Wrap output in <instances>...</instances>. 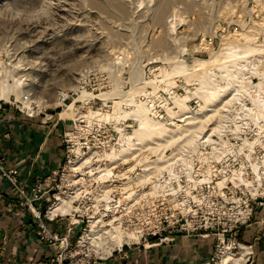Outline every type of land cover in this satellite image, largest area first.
<instances>
[{"label": "rangeland", "instance_id": "374dc122", "mask_svg": "<svg viewBox=\"0 0 264 264\" xmlns=\"http://www.w3.org/2000/svg\"><path fill=\"white\" fill-rule=\"evenodd\" d=\"M0 100L60 126L75 259L264 224V0H0Z\"/></svg>", "mask_w": 264, "mask_h": 264}, {"label": "crops", "instance_id": "0c3cea01", "mask_svg": "<svg viewBox=\"0 0 264 264\" xmlns=\"http://www.w3.org/2000/svg\"><path fill=\"white\" fill-rule=\"evenodd\" d=\"M64 154L59 124L56 126V123L46 122L44 118L28 116L15 106L0 107V156L4 158L6 167L17 168L18 184L25 190L36 179L52 176L64 159ZM48 199V196L44 198L42 206L49 202ZM62 219L46 221L33 217L26 207L20 205L15 189L2 179L0 264H37L51 259L58 251V244H47L42 239L39 222L46 223L52 232L64 234L67 224ZM238 237L239 242L251 247L250 250L240 245L247 252L242 264H264V224H244ZM216 245L214 235L176 233L168 241L159 243L151 240L125 248V258L116 253L94 264H208Z\"/></svg>", "mask_w": 264, "mask_h": 264}, {"label": "built area", "instance_id": "2783aa9c", "mask_svg": "<svg viewBox=\"0 0 264 264\" xmlns=\"http://www.w3.org/2000/svg\"><path fill=\"white\" fill-rule=\"evenodd\" d=\"M21 102L29 100V94L24 93L20 95ZM1 101V100H0ZM1 103V102H0ZM31 104V102L29 103ZM22 105H15V108L22 113L30 116L26 110L20 108ZM58 169L54 171L53 175L50 177L38 178L36 179L28 190H25L21 185L18 184V170L15 167H6L4 163V158L0 156V181L5 179L16 191L19 198V203L21 206L26 207L33 217L41 220L44 218L46 221H53L54 219L61 218L62 215H55L53 217H48L47 212L52 204L57 201L55 190L57 185L54 184L55 176L57 175ZM48 196L51 199L49 204L42 206L44 198ZM45 210V212H43ZM71 224H74L71 222ZM40 231L42 239L47 244H52L56 242L58 244V251L53 255V257L47 261H39L37 264H94L96 261L101 260L100 257L94 256V259H75L73 258L75 252H71V243L69 242L68 228L64 234H58L57 232H52L46 223L39 222ZM81 238V237H80ZM166 238L159 240V243L168 241ZM79 243V240L77 241ZM77 245L75 244V247ZM250 248V246H248ZM118 253L121 254L123 258L127 257L125 249H119ZM2 254V249L0 248V255ZM76 254V253H75ZM105 259V258H103Z\"/></svg>", "mask_w": 264, "mask_h": 264}, {"label": "bare ground", "instance_id": "6f19581e", "mask_svg": "<svg viewBox=\"0 0 264 264\" xmlns=\"http://www.w3.org/2000/svg\"><path fill=\"white\" fill-rule=\"evenodd\" d=\"M162 12H163V8H160V10H159L160 16H161ZM25 102H28V100L24 101L22 103H25ZM25 104H27V103H25ZM56 197H58V196H56ZM69 210H70L69 207L66 206V204L63 202V200H61L60 203L53 204L52 206H50V208L48 209L47 215H48V217H53L54 215H57V213H63V214L67 213V212L69 213ZM108 237L111 239L113 237L116 238V243H117L118 248L122 246L121 232H119L118 228L114 227L113 224L109 229H107V230L104 229L100 234L98 232H94V233L87 235V239L90 242H92L93 245L94 244L98 245V243H101V244L105 243L106 238H108ZM240 248L242 249V250H240V255L236 258H233L232 254L230 253L229 247L226 246V249H225V251L221 257V260L218 264H242L244 258L247 255V252L244 249V247L240 246ZM105 252H107V251H105Z\"/></svg>", "mask_w": 264, "mask_h": 264}, {"label": "clouds", "instance_id": "9594fccd", "mask_svg": "<svg viewBox=\"0 0 264 264\" xmlns=\"http://www.w3.org/2000/svg\"><path fill=\"white\" fill-rule=\"evenodd\" d=\"M49 9L44 7L42 9H38L36 12L30 13L31 15H41V16H47L49 14Z\"/></svg>", "mask_w": 264, "mask_h": 264}, {"label": "trees", "instance_id": "16d2710c", "mask_svg": "<svg viewBox=\"0 0 264 264\" xmlns=\"http://www.w3.org/2000/svg\"><path fill=\"white\" fill-rule=\"evenodd\" d=\"M155 238H151V240H154Z\"/></svg>", "mask_w": 264, "mask_h": 264}]
</instances>
